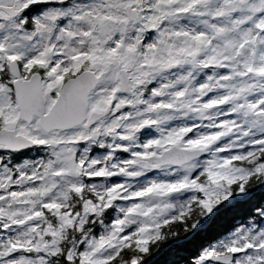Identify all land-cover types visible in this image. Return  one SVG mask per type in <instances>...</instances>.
<instances>
[{
	"label": "snow or ice",
	"instance_id": "snow-or-ice-1",
	"mask_svg": "<svg viewBox=\"0 0 264 264\" xmlns=\"http://www.w3.org/2000/svg\"><path fill=\"white\" fill-rule=\"evenodd\" d=\"M0 264H264V0H0Z\"/></svg>",
	"mask_w": 264,
	"mask_h": 264
},
{
	"label": "trees",
	"instance_id": "trees-1",
	"mask_svg": "<svg viewBox=\"0 0 264 264\" xmlns=\"http://www.w3.org/2000/svg\"><path fill=\"white\" fill-rule=\"evenodd\" d=\"M216 235H218V233H211V234H208V235L202 237V238L198 241L197 247H198L199 243L207 244V243L210 242L212 239H214V237H215Z\"/></svg>",
	"mask_w": 264,
	"mask_h": 264
}]
</instances>
